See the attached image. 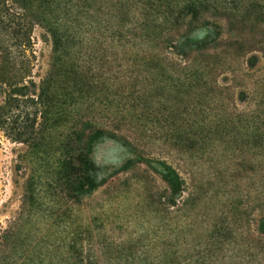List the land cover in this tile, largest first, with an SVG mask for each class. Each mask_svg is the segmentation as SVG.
<instances>
[{
    "label": "trees",
    "instance_id": "trees-1",
    "mask_svg": "<svg viewBox=\"0 0 264 264\" xmlns=\"http://www.w3.org/2000/svg\"><path fill=\"white\" fill-rule=\"evenodd\" d=\"M37 26L52 44L43 73L34 72ZM252 52L264 57V0H0V130L55 159L64 192L60 206L24 196L0 230V264H150L135 254L139 241H111L84 198L106 183L92 146L152 121L153 145L195 159L239 152L257 187L251 211L264 214V87L251 101L241 92L240 108L234 85L246 77L236 63ZM136 158L118 173L151 165ZM153 175L165 187L153 178L151 264H201L203 239L188 244L173 218L197 199L179 206L185 182L166 159L153 156ZM238 203L221 214L240 228ZM251 222L259 237L241 245L262 249L264 215Z\"/></svg>",
    "mask_w": 264,
    "mask_h": 264
},
{
    "label": "rangeland",
    "instance_id": "rangeland-1",
    "mask_svg": "<svg viewBox=\"0 0 264 264\" xmlns=\"http://www.w3.org/2000/svg\"><path fill=\"white\" fill-rule=\"evenodd\" d=\"M32 42L36 56L34 72L43 73L50 62L52 44L38 26L34 28ZM235 66L239 69L238 74L246 75L245 79L238 77L234 81L237 102L243 108L246 105L241 102L240 93H246L251 101L252 92L264 87V57L262 53L252 52ZM121 133L126 136L123 141L103 137L92 146L91 158L101 168V179L106 183L84 198L100 217L97 227H106L111 241H139L136 256L149 257L150 264L153 261V178L157 185L165 187L153 175L154 156L166 159L184 180L185 192L179 206L187 198L197 199L194 207L190 201L189 210L178 212L173 218L175 222L177 219L184 222L188 244L195 238L203 239L204 245L195 253L201 264L203 261L210 264L207 262L210 260L208 248L214 251L211 264H264V248L247 249L241 245L240 236L259 237L251 221L264 214L261 210L251 211L249 201L257 187L252 181L254 173L246 163L241 164L243 160L239 152L225 153L223 159L217 156L195 159L164 147L162 143L153 145V121L139 130L126 128ZM137 155L146 157L151 165L134 163L133 170L118 173L129 160L136 162ZM56 165L52 157L32 152L0 130V230L17 216L26 194L32 193L43 203L55 201L59 206L62 204L64 192L57 185L60 177L54 169ZM238 201L243 211L241 218H237L243 223L240 228L236 219L233 221L221 214L222 211L231 212L232 204L235 207ZM215 223L221 231H213ZM231 228L233 232L228 234ZM249 228L250 233L247 232ZM262 239L264 241V236ZM213 242L216 247L211 246Z\"/></svg>",
    "mask_w": 264,
    "mask_h": 264
}]
</instances>
